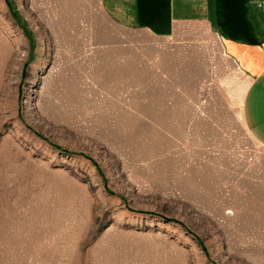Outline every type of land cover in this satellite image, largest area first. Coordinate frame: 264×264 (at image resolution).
<instances>
[{"label":"rangeland","instance_id":"obj_1","mask_svg":"<svg viewBox=\"0 0 264 264\" xmlns=\"http://www.w3.org/2000/svg\"><path fill=\"white\" fill-rule=\"evenodd\" d=\"M249 82L210 22L0 0V264H264Z\"/></svg>","mask_w":264,"mask_h":264},{"label":"crops","instance_id":"obj_2","mask_svg":"<svg viewBox=\"0 0 264 264\" xmlns=\"http://www.w3.org/2000/svg\"><path fill=\"white\" fill-rule=\"evenodd\" d=\"M121 26L168 34L175 24L210 22L224 53L249 74L242 116L250 135L264 146V0H99Z\"/></svg>","mask_w":264,"mask_h":264}]
</instances>
